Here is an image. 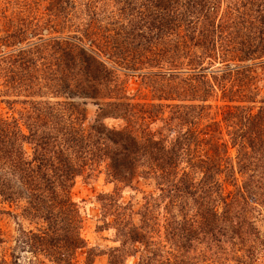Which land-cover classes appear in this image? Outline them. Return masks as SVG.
<instances>
[{
    "label": "trees",
    "instance_id": "trees-1",
    "mask_svg": "<svg viewBox=\"0 0 264 264\" xmlns=\"http://www.w3.org/2000/svg\"><path fill=\"white\" fill-rule=\"evenodd\" d=\"M132 4L89 0L78 10L59 0L49 25L0 36V97L24 106L19 120L0 114V201L35 226L16 222L10 261L0 264H21L19 253L30 255L27 264H92L71 189L101 163L115 185L105 199L116 185L129 187L136 171L155 179L175 264L199 242L243 244L241 229L254 231L246 217L264 212V91H252L249 65L264 68V0H144L138 22ZM123 72L137 74L150 103L121 101ZM218 93L221 120L202 126ZM99 100L113 110L106 117L131 125L117 130L96 119L85 129L84 105L103 111ZM157 119L161 127L152 129ZM220 176L232 194L222 193ZM154 198L143 197L141 217ZM141 229L126 226L124 245L138 243ZM3 237L0 228V245ZM120 251L107 252L109 264L122 263Z\"/></svg>",
    "mask_w": 264,
    "mask_h": 264
},
{
    "label": "rangeland",
    "instance_id": "rangeland-1",
    "mask_svg": "<svg viewBox=\"0 0 264 264\" xmlns=\"http://www.w3.org/2000/svg\"><path fill=\"white\" fill-rule=\"evenodd\" d=\"M59 0H0V36L3 31L14 29L19 25L32 27L36 23L46 24V19L50 11H53L55 4ZM66 1V0H62ZM78 10L83 8V4L89 0H71ZM144 0H132L133 19L138 22L140 13L143 12L142 4ZM65 5V4H64ZM29 29V28H28ZM49 28L43 30V35H49ZM34 41V39H32ZM260 61L249 63L253 67L251 77L252 91L262 93L264 91V68L260 67ZM119 82L123 84V93L126 95L123 102L132 104H147L151 102V93L140 83L137 74L119 73ZM121 84V85H122ZM220 94L213 96L206 105L210 109L204 113L201 125H208L211 122L221 120V110L219 107L224 105L219 100ZM0 97V114L7 118H20V113L24 106L19 103H5V99ZM93 101H87L84 105L86 120L84 128L88 129L96 119H101L109 127L117 130H124L129 127V123L124 119L110 118L112 108L105 106L106 100H99L103 111L98 110V106ZM166 109V108H165ZM166 111H168L166 109ZM138 120L142 119L141 112L134 110ZM254 112V110H253ZM167 115H162L165 118ZM133 122V118H132ZM128 125V126H127ZM200 125V126H201ZM152 129L161 127V121L152 124ZM222 128V126H221ZM224 134L223 129L220 132ZM223 137V136H222ZM227 139L223 137V140ZM228 156L233 160L235 150L228 149ZM222 186V193L230 195L234 189L224 176L219 177ZM240 178L238 177V182ZM114 184L109 183L105 177V163H101L92 171H86L74 180L71 189L72 201L77 205L81 220V237L84 239L87 247L94 250L92 264H109L107 252L110 249L120 247L121 264H175L172 255H176L168 240V235L163 228L164 213L163 202H159L157 195V185L151 175L144 176L141 171H136L132 177L129 187H122L119 184L118 191L113 194L111 199H105L101 196L111 195ZM153 195L156 201L149 204L146 216L141 217L139 212L143 206V197ZM157 204L155 206L154 204ZM160 203V204H159ZM0 228L4 234V243L0 245V260L9 259V249L13 246V239L16 236V222L21 223L25 230H34V225H29L22 217H14L19 210L14 206L2 204L0 201ZM230 218V217H229ZM246 220L252 224L254 231H250L247 226L241 229L245 242L240 245L238 241L232 240L224 243L221 247H207L203 242L194 246V252L187 254L183 264H264V212L253 214L252 217H246ZM135 227H142L141 236L143 238L134 245H124V229L129 224ZM209 248V249H207ZM84 251L76 254L75 260L79 263L85 259ZM21 264H27L29 254L19 253ZM177 256V255H176ZM179 261V259L177 260ZM176 261V262H177ZM37 264V263H35ZM39 264H50L43 260Z\"/></svg>",
    "mask_w": 264,
    "mask_h": 264
}]
</instances>
